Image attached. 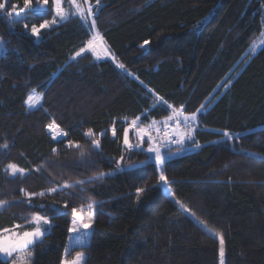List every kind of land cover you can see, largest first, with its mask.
<instances>
[{
    "label": "trees",
    "instance_id": "16d2710c",
    "mask_svg": "<svg viewBox=\"0 0 264 264\" xmlns=\"http://www.w3.org/2000/svg\"><path fill=\"white\" fill-rule=\"evenodd\" d=\"M87 3L88 24L75 14L36 35L33 24L56 19L52 0L42 15L0 12V228L48 217L31 264H61L70 236L80 234L84 244L66 258L82 253V264H219L220 237L224 264H264V46L249 50L263 28L264 0ZM95 32L111 56L87 49ZM33 92L41 102L28 108ZM182 106L197 114L196 150L158 167L134 130L129 143L143 150L124 145L133 119L163 121ZM53 121L66 136L53 139ZM224 131L238 138L226 140ZM9 164L24 173L13 175ZM73 207L93 220L70 234Z\"/></svg>",
    "mask_w": 264,
    "mask_h": 264
},
{
    "label": "snow or ice",
    "instance_id": "6c2138e0",
    "mask_svg": "<svg viewBox=\"0 0 264 264\" xmlns=\"http://www.w3.org/2000/svg\"><path fill=\"white\" fill-rule=\"evenodd\" d=\"M49 0H43V4H40V0H37V6L35 9L32 7L31 0H23V7H19L17 4H11V9L9 10L8 4L10 3V0H0V12H6L9 17H12L13 15L19 16L20 13H23L28 10H33L37 14L42 15L45 13L46 9L44 8V5H47ZM87 3L88 0H85ZM52 3L54 5L55 15L56 17H59L61 20H66L69 18H72L74 13L70 11H65V9L62 6V0H52ZM71 5L75 9V14H78L79 19L84 23L88 24L89 19L93 16V9L91 4H88V8L85 10L80 6L78 3V0H70ZM56 19L53 18L52 21L44 20L42 23L37 25L33 24L31 27V31L34 35L38 34L41 29L47 28L50 26V24L56 23ZM27 27V25H25ZM89 28L94 30L95 29V20H91V24L89 25ZM264 35V33H262ZM97 39L98 36H93L91 40L88 41L87 48L89 51L96 53L97 52ZM145 44H148V41L144 42ZM262 44H264V41H262ZM85 48H80L79 52H77L75 55L80 56L82 53L85 52ZM253 51H255V46L252 48ZM119 68H123L124 66L122 64L117 65ZM227 86V85H225ZM35 91V90H34ZM159 100L160 98L157 97ZM34 96L29 95V97L26 99L25 103L28 104L30 107L33 105ZM169 108H172L171 105H168ZM174 114H175V110ZM181 111H183V106L181 108ZM197 111H200L198 109ZM176 119L177 123L176 126L173 128L172 132H169L167 129L170 127L168 124V120ZM142 119V117H136L131 121V125L129 128H124L123 131V143L126 145L129 149H140V144H130L129 143V132L131 128H134L138 139L140 143L145 142V138H147L146 142L148 143L149 147L147 148V153L150 154V158L152 155H154L155 163L159 167L161 166L167 159L165 155L162 154L161 149L166 147L167 143H183L186 138L191 139L192 132L191 128L193 126V123L197 119V114L192 113L188 117H184L183 124L186 128L189 129L187 132H181L179 128V117L174 115L170 116L165 120L164 122V130H163V138L160 136L161 129L156 128V121H153L151 124H149L146 127H139L138 122ZM48 128L50 132L54 133L53 139H56L57 136H66L67 133L64 132L62 129H60L55 122L48 125ZM155 129L156 136L154 137L151 133ZM106 133H101L100 135H105ZM113 137L116 136V129L113 127L112 129ZM87 137H92L94 135L93 131L91 129H88L85 133ZM224 138L226 140H234L238 138L237 136H233L228 131H224L222 133ZM175 136L176 139L173 140L172 137ZM92 144L98 149L100 147V142L97 139L92 140ZM69 146H72V142L69 141ZM79 147V145H76ZM3 147H7V145H4ZM197 147L199 145L197 144ZM143 150V149H140ZM55 151V149H53ZM123 157H121V160ZM118 163V170L119 169V162ZM8 169L11 170L12 174L15 175L17 172L20 174L24 173V169L18 168L15 164H9ZM112 173H108L107 175H111ZM106 175L105 173H100L98 176L94 177L93 179H99ZM159 180L164 182L165 184L168 183L163 171H160ZM84 181H76L75 184H83ZM64 188H71L74 187L73 184L65 183L63 185ZM57 189H49L50 192H55ZM24 190L21 189V192ZM142 189H137V193L141 192ZM44 193H40V195H43ZM25 195L31 197L33 195H36L35 193H25ZM5 201H0V207H3L5 205ZM179 204L180 202L177 201ZM65 207H67V203L65 204ZM88 209H92L94 207V202H89L87 205ZM184 206L181 204V208ZM72 216L74 217L72 221V226L69 228V233H79V230L81 227L87 229L89 228L90 224L93 220V214H86L85 209L83 207L77 208L73 207L71 209ZM31 224L34 225L32 229L25 230V231H19L18 229L21 228V225L14 224L11 228L4 227L0 228V261L5 260L6 258L13 257L14 254H16L15 259L13 260L12 264H31V257L32 252L29 250L31 246H33L35 243L40 242L42 240V237L47 234L48 229L44 227V225L49 224V219L46 216H41L37 214H33L31 217ZM202 223V222H201ZM84 244V236L83 234L76 235V236H70V244L69 247L65 249V259L62 260L61 264H82V261L85 259L82 253H77L75 259L69 261L66 257L68 252L71 249V246H81ZM219 244H220V257H221V264H224V239L223 237L219 238ZM21 253H25L26 255H20Z\"/></svg>",
    "mask_w": 264,
    "mask_h": 264
},
{
    "label": "rangeland",
    "instance_id": "374dc122",
    "mask_svg": "<svg viewBox=\"0 0 264 264\" xmlns=\"http://www.w3.org/2000/svg\"><path fill=\"white\" fill-rule=\"evenodd\" d=\"M78 3L80 4V6L82 7V8H84L85 10L88 8V3H86L85 2V0H78ZM62 6H63V8L65 9V11H72L73 13H74V15H75V9L73 8V6L71 5V3H70V0H62ZM78 15V14H77ZM262 19H263V28H262V31H261V33H260V35L252 42V44L250 45V47H249V50L251 51V52H256L257 50H259L262 46H264V44H262V41H264V35H262V33H264V7H263V17H262ZM59 20H61L59 17H56V21H59ZM95 36H98V39H97V52L96 53H93V52H91L92 54H93V56L95 57V58H97V59H105V58H107V57H109V56H111V53L109 52V50H108V48L106 47V45H105V43L103 42V40L101 39V37L95 32ZM253 46H255V51H253L252 50V48H253ZM88 49V48H87ZM31 95H33L34 96V101H33V105L34 106H32V107H30L28 104H27V106H28V108H33V107H36L38 104H40V102H41V98H42V95L40 94V93H38V92H33ZM175 110V109H174ZM175 112H176V116H181L182 117V115H183V113L180 111V109H176L175 110ZM173 115V114H172ZM171 115V116H172ZM154 120V119H153ZM165 120H167V119H165ZM165 120H163V121H160V122H165ZM154 121H158V120H154ZM169 121H171V120H168V122ZM58 126V125H57ZM59 127V126H58ZM60 128V127H59ZM61 129V128H60ZM132 130H134V133H135V135H136V138L138 139V136H137V133H136V131H135V129L134 128H131ZM48 131H49V133L51 134V136L53 137V135H54V133H52V132H50V130H49V128H48ZM61 137H63V136H57V138H61ZM56 138V139H57ZM139 140V139H138ZM145 141H146V139H145ZM194 142V140L189 144V145H187V146H185V147H179V148H176V149H174V150H168V151H161L162 152V154L163 155H165L167 158H171V157H174V156H178V155H181V154H184V153H187V152H190V151H194V150H196L198 147H197V144H194L193 143ZM149 147V145L147 146V147H145L146 148V150H147V148ZM149 156H150V154H149ZM151 158L152 159H154L155 160V158H154V155H152L151 156ZM19 168V167H18ZM12 173V172H11ZM162 185H164V183L162 182ZM1 208H3V207H0V209ZM37 215H39V214H37ZM32 227H34V225L33 224H31L30 222H29V224H28V226L26 227V228H23V227H21L20 229H18L19 231H25V230H31L32 229ZM44 227L45 228H47L48 229V231H49V228H50V223L48 224V225H44ZM8 228H11V227H8ZM219 264H221V257H220V261H219Z\"/></svg>",
    "mask_w": 264,
    "mask_h": 264
},
{
    "label": "built area",
    "instance_id": "2783aa9c",
    "mask_svg": "<svg viewBox=\"0 0 264 264\" xmlns=\"http://www.w3.org/2000/svg\"><path fill=\"white\" fill-rule=\"evenodd\" d=\"M173 110H174V109H171V115L173 114L172 116L176 115V112H175V114H174V111H173ZM180 111H181V109H180ZM181 112L183 113L184 111H181ZM178 117H179V128H180V131H181V132H187V131H189V129L186 128V127L184 126V124H183V120H184V119H183L181 116H178ZM153 121H154V120H151L149 123L144 124V125L139 126V127H146V126H148L149 124H151ZM156 122H157V123H156V126H155V127L161 129L160 136H161V138H163L164 122H159V121H156ZM176 123H177V121H176L175 118L172 119L171 121H169L168 124H169L170 127H169L167 130H168L169 132H172V131H173V128L176 126ZM196 129H197V121H195V122L193 123V126H192V128H191V132H192V137H191V139L186 138V139L184 140L183 143H167V144H166V147L163 148V149H161V151L171 150V149H173V148L185 147V146L189 145V144L194 140V134H195V130H196ZM151 134H152L154 137L156 136L157 133H156L155 129H153V131H152ZM145 139L147 140V138H145ZM172 139L175 140L176 137L173 136Z\"/></svg>",
    "mask_w": 264,
    "mask_h": 264
},
{
    "label": "crops",
    "instance_id": "0c3cea01",
    "mask_svg": "<svg viewBox=\"0 0 264 264\" xmlns=\"http://www.w3.org/2000/svg\"><path fill=\"white\" fill-rule=\"evenodd\" d=\"M188 116H190V114L183 113L182 118L184 119V117H188Z\"/></svg>",
    "mask_w": 264,
    "mask_h": 264
}]
</instances>
